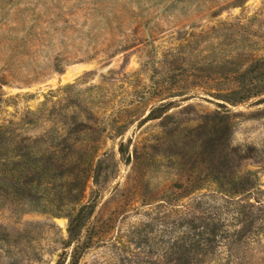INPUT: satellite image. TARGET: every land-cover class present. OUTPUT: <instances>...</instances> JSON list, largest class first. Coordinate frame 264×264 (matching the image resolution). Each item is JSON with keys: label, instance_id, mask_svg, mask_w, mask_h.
Returning <instances> with one entry per match:
<instances>
[{"label": "rangeland", "instance_id": "1", "mask_svg": "<svg viewBox=\"0 0 264 264\" xmlns=\"http://www.w3.org/2000/svg\"><path fill=\"white\" fill-rule=\"evenodd\" d=\"M250 58L264 59V0H0L4 110L22 115L30 110L38 117L33 125L25 124L31 116L25 118L21 137L44 135L41 140L47 141L56 130L63 132L62 123L73 129L76 122L101 133L88 132L83 148L97 159L83 199L94 207L93 241L80 264H119L118 255L147 261V248L137 242L141 236L156 241L161 236L160 225L146 226L162 217L159 207L169 193L164 190H175L215 161L201 156L213 162L206 164L198 156L208 115L224 116L228 128L218 134L223 145L261 155V164L246 160L239 170L261 172L264 183V93L230 101L231 90L242 86L230 80L231 64ZM172 59L176 63L170 66ZM198 85L203 89L198 87L194 98L138 124L164 99V89ZM143 94L152 97L142 102ZM120 122L122 131H108ZM129 140V153L140 143L135 170L119 152ZM14 206L0 199V228L18 239L11 253L56 264L67 219L43 213V205L28 198ZM31 223L42 226L26 227ZM0 248V264H10L7 245ZM244 264H264V255L250 253Z\"/></svg>", "mask_w": 264, "mask_h": 264}, {"label": "trees", "instance_id": "2", "mask_svg": "<svg viewBox=\"0 0 264 264\" xmlns=\"http://www.w3.org/2000/svg\"><path fill=\"white\" fill-rule=\"evenodd\" d=\"M175 63L172 59L169 65ZM231 68L230 80L242 83L240 89L231 90V103H241L264 93V59L250 58L245 64L232 63ZM204 79L211 81L209 76ZM198 87L203 89L199 85L195 89H164V99H160L158 106L151 108L147 115L141 116L138 124L141 126L160 119L175 103L194 98ZM147 93L151 95L152 91ZM160 93L156 90L153 94L159 96ZM148 95L141 96L142 102L152 97ZM213 96L222 97L221 92ZM176 97L179 100H174ZM6 103L0 94V199L10 201L17 209L20 202L28 198L31 203L43 205V213L67 219L66 239L62 242L63 251L56 264H80L93 241L94 207L89 202L83 203V199L97 159L96 153L83 148L89 143L87 133L101 135L100 130L87 128L82 122L73 124V129L62 123L63 132L56 130L47 141L41 140L44 135L24 139L19 131L25 118L31 116L33 119L25 124L33 125L38 117L30 110L24 115L9 114L4 110ZM218 107L224 108L222 104ZM204 120L208 133L199 140L198 156L211 157L215 159L214 163L201 157L202 162L213 164L202 166L194 176L189 174L184 184L174 186L175 190L171 186L164 190L169 193L164 194L159 207V210L164 208L162 217L152 219L146 226L160 225L161 236L157 241L156 237L150 240L141 236L137 242L139 248L142 244L147 248L143 253L147 261L118 255L119 264H244L250 253L264 255V183L261 182V172L247 170L243 173L239 170L241 162L253 160L261 164L262 157L252 148H234L221 143L218 134L228 125L219 112L206 116ZM122 125L123 122L115 124L108 131L118 133L124 129ZM41 142L42 146L37 148ZM130 143L131 140L127 144L121 143L119 152L135 170L140 161L137 151L140 143L134 144L129 153ZM42 180L46 181L45 189L43 196L39 197L37 189ZM63 186H66L65 192L61 190ZM32 225L38 229L42 223H31L26 227ZM50 228L56 226L52 224ZM17 240V236L0 228V247L7 245L4 254L10 264H39L42 261L38 256H14L10 248Z\"/></svg>", "mask_w": 264, "mask_h": 264}]
</instances>
